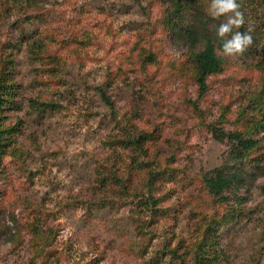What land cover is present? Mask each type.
<instances>
[{
    "label": "rangeland",
    "instance_id": "1",
    "mask_svg": "<svg viewBox=\"0 0 264 264\" xmlns=\"http://www.w3.org/2000/svg\"><path fill=\"white\" fill-rule=\"evenodd\" d=\"M238 3L253 43L236 57L217 44L224 69L201 92L166 0H3L0 53L18 88L5 123L21 129L0 167V264L32 262L31 223L50 241L45 264H169L166 245L192 249L212 219L211 264H264V0ZM230 132L259 144L221 199L206 177L229 159Z\"/></svg>",
    "mask_w": 264,
    "mask_h": 264
},
{
    "label": "trees",
    "instance_id": "2",
    "mask_svg": "<svg viewBox=\"0 0 264 264\" xmlns=\"http://www.w3.org/2000/svg\"><path fill=\"white\" fill-rule=\"evenodd\" d=\"M20 4L26 3L38 8L40 0H17ZM168 2V8L165 10L164 24L171 28L173 41L180 47L186 46L188 54L195 60L196 66L194 70L195 79L200 87L201 92L206 91L208 88L207 78L224 69V60L217 53L216 45L218 44L223 48L225 38H220L217 35V28L223 21V17L220 19H213L208 15L207 9L211 3L208 0H166ZM3 4V0H0V5ZM22 6V5H21ZM29 8H31L29 6ZM198 46L202 48L196 51ZM13 57L11 54L3 56L0 53V167L2 165L3 156L7 151V148L12 144V136L14 132H19L20 127L17 128L5 123L7 110L18 107L17 95L18 88L15 79ZM102 98L110 103V96L101 88ZM261 125L264 126L263 123ZM229 138L233 142L232 151L229 159L223 166L213 169L211 175L206 177V186L210 192L220 195L221 199H225L223 192L231 187H236L240 183V175L237 172V165L244 159L245 154L250 149L259 144L258 139L244 137L241 133L230 132L229 134H222L221 139ZM148 137L146 134L141 136L124 140V143H132L134 145H140L142 140H146ZM171 159V158H169ZM230 170V171H229ZM153 176V175H152ZM145 204H150L153 208L157 207L158 198L152 194L149 196ZM2 211V210H1ZM11 220L15 222L14 226L16 230L10 232L8 236L4 238V241H11L16 245L17 239L21 238L22 228L16 224L15 217ZM222 219H212L207 222L205 228L201 231V234L196 238L192 249H184V247H168L166 245L164 252H169L170 259L173 262L169 264H211V261L218 262L221 258V251L215 249L216 241L215 229ZM29 233H32L31 243L33 246V264L37 259H40L42 264H45L48 253H46L47 246L50 244L45 237L39 233L38 227L35 223H31ZM41 234V235H40ZM181 243V240H179ZM179 244V243H178ZM190 255L191 262L186 261V256Z\"/></svg>",
    "mask_w": 264,
    "mask_h": 264
},
{
    "label": "clouds",
    "instance_id": "3",
    "mask_svg": "<svg viewBox=\"0 0 264 264\" xmlns=\"http://www.w3.org/2000/svg\"><path fill=\"white\" fill-rule=\"evenodd\" d=\"M241 8L238 0H211L207 9L208 15L213 19L224 18L216 30L218 37L225 38L231 34L230 38L225 39L222 52L219 53L223 57L243 55L253 43L251 26L243 33L238 31L245 25V15ZM233 29L237 31L233 33Z\"/></svg>",
    "mask_w": 264,
    "mask_h": 264
}]
</instances>
